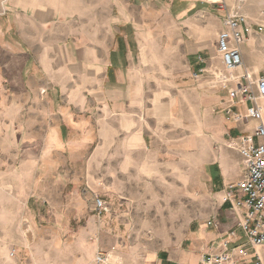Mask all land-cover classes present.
<instances>
[{"label":"crops","instance_id":"obj_1","mask_svg":"<svg viewBox=\"0 0 264 264\" xmlns=\"http://www.w3.org/2000/svg\"><path fill=\"white\" fill-rule=\"evenodd\" d=\"M225 1L232 11L249 3ZM96 2L74 24L80 40L74 59L67 61L57 46L46 49L58 54L53 63H39L32 55L21 64L0 65V195L28 202L37 184L64 166L67 145L93 148L96 155L104 151L107 157L120 151L124 166H130V155L147 151L154 170L200 167L207 185L205 211L188 223L182 237L160 248L149 241L133 263L198 264L232 231L244 237L239 227L243 210L232 205L226 192L242 178L237 139L253 134L259 121L235 116L256 106L264 123V98L230 99L228 89L264 77V19L247 15L240 26L243 65L230 73L227 87L212 88L210 76L195 73L217 60L218 35L226 28L229 8L220 14L198 13L197 6L207 0H178L183 10L175 16L185 22L184 31L160 36L161 31L140 29L144 20L122 11L117 16L107 9L99 14ZM152 35L154 40H144ZM67 95L75 102L74 111L66 107ZM50 134L55 136L53 144ZM35 149L42 151L40 158L34 156ZM187 174L185 180L190 181ZM121 184L113 188L123 196L128 189Z\"/></svg>","mask_w":264,"mask_h":264},{"label":"rangeland","instance_id":"obj_2","mask_svg":"<svg viewBox=\"0 0 264 264\" xmlns=\"http://www.w3.org/2000/svg\"><path fill=\"white\" fill-rule=\"evenodd\" d=\"M177 1L97 0L96 7L99 14H105L107 9L114 16L124 12L129 18L143 19L140 29L161 31L160 36H169L168 31H184L185 22H179V17L175 16L183 10ZM247 1L249 3H244L243 7H235L236 11L242 8L245 15L250 14L252 19L262 22L264 0ZM92 2L0 0V65L21 64L32 55L39 63L47 60L53 63L58 54L46 49L57 46L63 49L67 61L69 57H77L75 48L80 40L74 35V24L81 15L90 13L91 5L94 7ZM228 8L232 12L234 7L227 6L225 0H207L194 12L220 14ZM47 15L51 21H45ZM53 23L58 25L51 27ZM153 35L144 40H154ZM163 39L166 40L156 38L158 42ZM243 41L244 38L241 43ZM217 56L214 64L205 66L195 75L206 74L213 80L212 88H225L232 80L230 73L236 74L238 69L228 71L223 66L218 46ZM225 72L228 81L222 83L217 76H225ZM252 84L249 83L251 88ZM235 88L236 85L228 89L230 99L233 98L230 90ZM66 98V107L74 111L75 102L70 101L69 95ZM238 116L244 115H236V120H246ZM54 137L50 134L51 144ZM242 137L237 139L238 151ZM68 142L66 139L65 143ZM41 152L35 149L34 156L40 158ZM105 156L104 151L96 155L93 148L74 150L67 145L64 166L55 174L51 172L49 181H40L28 202L0 195V264H96L99 251L108 254V263L133 264L151 243L149 241L160 248L182 237L188 223L205 211L208 195L207 185L202 181V168L194 166L188 171L174 166L154 170L147 151L130 155V166L123 165L126 159H122L120 151ZM239 156L242 162L240 152ZM187 172L190 181L185 180ZM125 174L129 176L123 179ZM116 184L123 185L128 192L123 196L116 194L113 188ZM98 198L108 210L98 207ZM262 251L264 258V249Z\"/></svg>","mask_w":264,"mask_h":264},{"label":"built area","instance_id":"obj_3","mask_svg":"<svg viewBox=\"0 0 264 264\" xmlns=\"http://www.w3.org/2000/svg\"><path fill=\"white\" fill-rule=\"evenodd\" d=\"M247 22V15L240 11L227 13L225 18L226 28L218 35V53L223 66L229 70L239 69L243 65L239 44L244 38L241 24ZM247 79L249 74L244 75ZM222 83L228 77L218 75ZM226 85V84H225ZM257 92L255 93L249 83L237 82L236 88L230 90L234 98L242 94L249 99L264 98V77L258 79ZM232 98V99H233ZM239 118H251L259 121L258 126L251 135L241 138L239 152L243 158L242 178L231 184L226 192V198L235 208L243 210L239 227L243 232L244 241L232 231L218 246L219 249L205 253L198 264H264V123L263 112L256 106L248 108L246 115ZM258 138L256 143L254 138ZM238 194V195H237ZM98 207L107 209L101 199H97ZM212 223V221H209ZM253 250V252H251ZM108 254L104 251L96 253L95 263L104 264Z\"/></svg>","mask_w":264,"mask_h":264}]
</instances>
